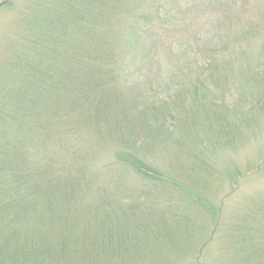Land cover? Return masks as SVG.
<instances>
[{
  "label": "trees",
  "instance_id": "obj_1",
  "mask_svg": "<svg viewBox=\"0 0 264 264\" xmlns=\"http://www.w3.org/2000/svg\"><path fill=\"white\" fill-rule=\"evenodd\" d=\"M224 1L222 12L235 5ZM245 1L236 0L239 5ZM165 8L152 0L27 1L0 56V264H148L152 250L134 236L148 224L156 227L151 229L157 246L153 255L170 257L168 264H174L175 255L187 256L179 247L194 243L200 212L192 207L188 212V189L181 190L176 173L143 159L151 151L149 144L172 137L179 173L218 179L216 149L242 147L248 136L211 122L212 116L228 111L214 93L207 92L214 99L204 95L196 104L188 98V106L176 99L168 104L170 91L155 86L160 78L155 68L161 64L155 56L158 64L130 61L132 48L149 60L154 28L172 24L162 17ZM253 12L264 20L261 9ZM237 30L231 46L252 43L247 30ZM253 33L263 34L264 23ZM226 52L222 48L221 56ZM197 54L171 70L174 84L193 70ZM223 66L214 69L216 78ZM144 70H153L152 75L145 76ZM152 79V84L146 81ZM246 80L248 86L238 91L239 102L243 97L245 102L240 104L252 113L247 108L254 100L255 109L264 112V73L248 71ZM135 82L149 90L135 87L130 93ZM221 130L227 136L219 143ZM193 133H200L199 144L191 142ZM105 145L117 147L109 163L97 160ZM126 169L133 178L125 177ZM165 189L169 197L181 194L186 201H165ZM80 197H85L82 205L76 202ZM161 201L158 215L154 208ZM164 206L186 214L168 227ZM238 215V239L263 246L264 201L246 200ZM182 221L195 225L189 231ZM182 233L189 237L182 240ZM168 244L176 248L168 251ZM248 250L241 264H259Z\"/></svg>",
  "mask_w": 264,
  "mask_h": 264
},
{
  "label": "rangeland",
  "instance_id": "obj_2",
  "mask_svg": "<svg viewBox=\"0 0 264 264\" xmlns=\"http://www.w3.org/2000/svg\"><path fill=\"white\" fill-rule=\"evenodd\" d=\"M6 1L0 0V6L4 5L0 9V53L3 52L4 39L7 32L19 17L20 11L25 7L28 0ZM152 1L155 5L156 3L159 5L166 4L162 17L164 20L171 21L172 24L167 28L159 25L154 28L157 36L150 38L151 44L149 43L148 48L151 53L147 50L149 60L145 59L144 61L142 53H138L132 48L130 61L151 64L153 61L158 60L161 63L155 68L157 73L160 72V78H157L158 82L155 86H159L161 90L170 91L168 93L170 94L168 104L176 99L181 102V105L188 106V98L192 103L196 104L195 101L200 100L199 98L204 97V95L209 97L207 92L214 93L216 99L209 98L222 101V105L226 106L228 111H226V114L212 116L211 122L212 120L216 121L218 126L221 124L231 125L235 130L233 134H237L239 137L246 134L248 136V140L245 142L246 145L242 147L230 149L231 147L226 144L230 148L224 145L221 150L219 148L216 149L214 152L216 159L214 163L217 162L218 179L208 175L197 179L191 176L186 177L179 173L178 165L180 164H178L177 158L174 160V156L177 154L173 153L175 145L172 137L167 139L165 137L149 144L151 151L146 153L143 159L176 173L177 178L175 181L179 183L181 190L184 189L185 191L188 189V212L193 210L200 212L197 224H192L195 225L193 238H191L192 240L194 237L196 238L193 241L194 243L191 244L190 241L187 243L188 247L187 245L179 247L187 251V256L180 259L175 255L176 258L173 257L172 261L175 258L174 264H241V262H246L244 250L249 249V258L258 260L259 264H264V245L262 246L257 242L251 247L248 243H242L238 239L235 230L237 223L240 222L238 213L245 205V201H264V112H258L255 109L254 100L249 101L247 108L253 112H247L240 104L244 97L239 102L240 94L238 93L241 88L248 86L249 80L244 82L248 71L257 69L261 74L264 72V33H253L254 28L258 24L264 23V20L261 19L263 17L253 12V10L259 8L264 14V0H246L240 5L236 0H230L228 3H235V5L226 12H222V5H226L224 0ZM233 18L239 23L232 22ZM237 27L247 30V35L250 34L249 37H251L252 43H238V45L234 44L231 46L234 34L238 31ZM155 41L160 44L159 48L153 45ZM251 47L253 48L251 49ZM222 48L227 50L223 56H221ZM172 50L173 54L171 53ZM198 51V61L193 64V70L187 69V73H184L185 77L174 84L171 81V70L176 68L178 61H186L188 55ZM214 51L219 55H213L215 54L212 53ZM232 56H234V59L231 58ZM242 57L246 59L244 63L242 62ZM231 61H233L232 67L226 69L228 66L225 64L227 62L232 63ZM159 62L156 63L158 64ZM234 62L236 63L234 64ZM219 63L224 66L221 68L218 78H216L214 69L218 67ZM144 71L146 72L144 73L145 76L152 75L153 72V70ZM146 81L152 84L155 79ZM136 83H132L129 86L130 93L135 87L138 92L141 90L147 92L149 90V85L146 89H140L139 82ZM221 84H225V86ZM132 95H135V93L132 92ZM162 96L161 94L160 97L162 98ZM243 104H245L244 101ZM232 107H235L237 111L235 113L237 114H232ZM168 108L170 107L168 106ZM200 133L190 135L193 145L201 142ZM220 135L221 140L219 143H222L224 141L223 137L227 136V133L221 130ZM219 143L217 144L219 145ZM158 147L159 149L157 150ZM102 150L104 154L101 152L102 157L97 158V160L109 163L117 147H112V152L110 147L105 145ZM127 165L131 170L130 163H127ZM124 173L127 174L128 169ZM133 176L131 174L125 175L128 179L133 178ZM149 186L153 187L151 183ZM167 194L169 192L165 189L163 195L168 197L164 199L165 201L178 200L179 198L181 203L186 201V199L180 197L181 194H174L175 196L172 195L170 197ZM93 197L97 198V193ZM84 198L80 197L76 202L82 205ZM161 203L162 205L154 208L158 215H161L163 209V201ZM164 208L168 212L170 222L168 227L174 226L176 220L180 222L186 214L184 209L177 212L174 208L165 206ZM213 209L216 210L218 215V223L217 218H214ZM67 221L70 222L69 218H67ZM187 225L186 221H182L181 227ZM192 225L187 226L189 231L192 229ZM141 229L143 234L135 233L134 236H138L137 242L146 250L148 248L152 250V255H149V258L147 257L148 264H168L170 257L162 258L153 255L157 250V246L153 239L154 236L151 234L153 233L151 229L156 230V227L148 224L142 225ZM181 237L184 240L189 237V234L182 233ZM197 240L198 242L196 243ZM156 241L159 242L160 240L156 239ZM177 241H179V234ZM183 244L185 243L183 242ZM190 246H193L192 250ZM175 248L168 244V251ZM82 263L80 262V264ZM63 264L76 263L72 260Z\"/></svg>",
  "mask_w": 264,
  "mask_h": 264
}]
</instances>
